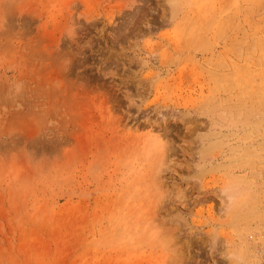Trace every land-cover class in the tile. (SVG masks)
Returning a JSON list of instances; mask_svg holds the SVG:
<instances>
[{"label": "rangeland", "instance_id": "rangeland-1", "mask_svg": "<svg viewBox=\"0 0 264 264\" xmlns=\"http://www.w3.org/2000/svg\"><path fill=\"white\" fill-rule=\"evenodd\" d=\"M262 80L264 0H0V264H236L264 222L218 202L231 171L264 219V128L202 107L260 109Z\"/></svg>", "mask_w": 264, "mask_h": 264}, {"label": "bare ground", "instance_id": "bare-ground-1", "mask_svg": "<svg viewBox=\"0 0 264 264\" xmlns=\"http://www.w3.org/2000/svg\"><path fill=\"white\" fill-rule=\"evenodd\" d=\"M170 6L171 12L173 16H177L179 14L182 0H166ZM194 23H189L190 28L193 27ZM199 36V42L197 43V46L191 43L192 48H204V50H207V39L204 36ZM209 43V42H208ZM210 58L217 59L219 60V64L215 63L217 66L220 67V69L227 67L225 64L224 60H221L220 54H218L215 50L214 47L210 52ZM234 60V59H232ZM235 61H232V67H233V74H236L241 70L240 65ZM218 62V61H217ZM157 74V75H156ZM153 77L150 79V83L155 80V78L158 79L160 76L159 72H157ZM158 76V77H157ZM163 77V76H162ZM217 79L220 81L222 74L221 73H216ZM163 79V78H161ZM249 80V83H252L251 77L247 78ZM230 78H226V81H230ZM155 82V81H154ZM153 82V83H154ZM157 82V80H156ZM230 85L233 86L234 82L231 80ZM257 90L264 93V80L261 82H258L256 86ZM262 96V107L260 109L250 107L244 105V106H231V107H222V105L217 101L219 100L217 97V100L213 101H207L206 103L203 104L202 110L207 112V114L210 115H218L219 118L225 122L228 123L227 126L230 127H235L239 123H244L245 125L247 124L248 126H253L255 128V131H260L264 128V94ZM261 99V97H260ZM261 101V100H260ZM243 124V125H244ZM229 127V128H230ZM237 128V127H235ZM252 128V127H250ZM254 130V129H252ZM235 134V132H233ZM207 134V133H206ZM205 134V135H206ZM231 134V133H230ZM216 133L214 131L209 132L207 134V140L205 138H202V143H201V160L202 161H209L216 159V154L215 151H218V149L223 148L224 143L223 140L215 138ZM204 136V135H203ZM202 136V137H203ZM233 136V135H232ZM262 141L258 143V146L261 150L264 151V131L262 133ZM218 137V136H217ZM230 137V136H229ZM206 140V141H205ZM229 145V144H228ZM242 147V148H241ZM231 149V150H230ZM230 151L233 152V157L229 159L228 166L226 164L218 166L224 167V168H234L237 166H240L242 164H246V162L241 160V157H243L244 154L250 155L254 154L256 156V148L252 145L251 147H246V146H240L238 147H230ZM237 154H240L237 156ZM241 156V157H240ZM240 157V158H239ZM249 158V157H248ZM241 160V161H240ZM247 160V159H246ZM251 160V159H250ZM249 160V161H250ZM227 163V162H226ZM248 163V162H247ZM218 165V164H217ZM215 168V169H214ZM217 168V169H218ZM228 168V169H229ZM216 170V165L211 164V170ZM225 170V169H224ZM234 171V170H233ZM227 175L229 174L226 173ZM231 183L227 184L225 187L222 188V193L223 197L220 198V208L219 209H224L223 211H227L230 214L233 215V223H245L248 222L249 220H260L264 222V219L262 217L257 216L255 214L256 212V207L254 205H250V202H244L243 197L246 196L247 190L251 188V185L245 180L242 179L240 176L235 175L234 173H231ZM254 199V195L252 192V197L250 198V201ZM217 203V204H218ZM256 215V216H255ZM168 218V217H167ZM241 223V224H242ZM249 225L245 226L244 228L249 229ZM254 241L248 242L247 237H243V244L242 246L236 248V244H233L234 242H228L227 246L232 245L235 248L233 249V252H229V255L231 258H234L236 260V264H263V259H264V226H261L259 231L254 234ZM164 247L168 251H171V258H178L180 260V257H182V252H181V247L178 245V242L176 238H174V235L168 237L167 239L163 240ZM215 243V242H214ZM260 250V253L258 251ZM228 252V250H226ZM261 254V255H260ZM263 254V256H262ZM175 259V260H178Z\"/></svg>", "mask_w": 264, "mask_h": 264}]
</instances>
